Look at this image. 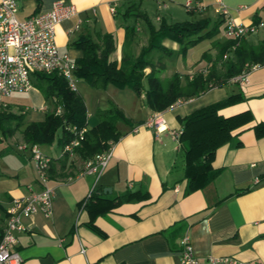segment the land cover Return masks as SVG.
Wrapping results in <instances>:
<instances>
[{
	"label": "crops",
	"instance_id": "1",
	"mask_svg": "<svg viewBox=\"0 0 264 264\" xmlns=\"http://www.w3.org/2000/svg\"><path fill=\"white\" fill-rule=\"evenodd\" d=\"M55 1L75 8V13L55 30L58 49L74 62L83 53L71 45L73 41L81 35L104 33L113 35L116 50L112 57L121 60L124 26L133 23L122 14L133 2L155 27L161 21L174 24L209 20V30L213 32L193 46L207 42L201 54L193 55V48H189L182 56L179 45L170 40L163 42L171 50L170 56L151 53L155 76L167 78L178 73L183 84L184 75L191 78L196 71L207 72L212 62L207 61L208 57L201 59L204 52L213 61L219 47L229 40L225 21L216 12L218 2L239 24L264 21V0H194L203 9L193 4L191 10L185 8L186 0H16L17 19L49 11ZM135 30L131 48L134 57L148 41L143 23L138 22ZM243 40L257 45L264 41V31ZM144 72L149 73L150 68ZM247 80L244 85L228 83L198 97L178 100L160 112L167 129L158 134L146 125L154 112L145 106L144 94L118 89L110 102L134 123L116 124L119 137L109 149L99 175L86 173L78 154H63L57 141L41 145L43 153L52 159L49 175L54 187L53 208L49 215L36 213L23 219L26 230L18 234L16 247L21 264H178L184 237L192 244L195 264H207L210 256L264 264V137L257 138L251 129L264 122V65L251 68ZM34 82L33 77V86L27 92L13 93L4 109L23 119L13 136L3 138L0 132V236L11 201L27 195L29 187L40 188L34 161L28 151L19 149L24 143L22 130L31 122L43 121L47 113L55 111V104L46 100ZM79 82L77 93L82 99L92 94L97 100V108L88 106V130L97 124L94 111L107 109L110 102L92 93L83 80ZM237 93L244 99L220 109L218 114L230 117L248 112L252 121L235 131L241 132L231 142L216 150L212 166L218 175L202 188L186 193L184 152L171 132L180 131V119L191 112ZM91 190L106 200L129 193L147 197L119 203L97 215L93 225L101 232L99 235L88 226L91 218L82 207Z\"/></svg>",
	"mask_w": 264,
	"mask_h": 264
},
{
	"label": "trees",
	"instance_id": "2",
	"mask_svg": "<svg viewBox=\"0 0 264 264\" xmlns=\"http://www.w3.org/2000/svg\"><path fill=\"white\" fill-rule=\"evenodd\" d=\"M122 16L125 19L131 18L133 23L124 26L125 40L121 60L118 62L112 57L116 50L112 34H96L94 37L90 34L81 35L71 43L83 53V56L75 62V76L92 89L104 90L107 86L113 85L120 89L128 88L137 95L144 94V104L153 112L164 111L178 100L198 97L211 88L233 83L231 79L249 67L264 65V41L252 45L243 39H229L219 47L215 60L211 61L206 52L202 54L201 59L208 57L207 61L212 62L207 72L196 71L191 78L184 75V84L181 81L182 76L178 73L167 78H159L154 74L151 53L156 51L164 56H170L171 50L163 45L164 40H170L179 45L180 53L184 56L189 48L213 32V29L209 30L210 21L202 19L174 24L161 21L159 26L155 27L149 18L139 11L138 5L134 2L126 7ZM138 22L146 26L148 41L134 57L131 48ZM229 53L231 54L228 55ZM219 63L220 69L217 67ZM146 68H150L147 74L144 72ZM34 80V86L46 100L54 102L55 108L59 106L62 111L60 114H56L55 111L47 113L43 121L27 124L22 130L24 143L51 145L57 132L60 131L58 142L63 147L73 138L70 128L81 129L86 126L87 114L84 101L77 92L71 91L66 81L56 73H35ZM243 99L240 93L231 94L180 119L181 129L177 141L184 152L186 193L202 188L218 175V171L212 166L216 150L231 142L241 132L235 133V131L252 121L248 112L230 117L218 114L220 109L241 102ZM95 115L97 124L86 131L80 147L75 150L83 161L105 153L110 145L118 140L117 123L125 125L134 123L111 102L107 109H99ZM22 119V115L16 116L8 111H0L2 137L13 136L21 127ZM251 129L257 138L264 137V122L253 125ZM239 145L240 143L237 142V146ZM146 197V194L137 196L136 193H129L106 200L92 192L84 205L91 218L88 226L95 233L102 235L93 225L97 215L119 203ZM105 202L109 204L105 205Z\"/></svg>",
	"mask_w": 264,
	"mask_h": 264
},
{
	"label": "built area",
	"instance_id": "3",
	"mask_svg": "<svg viewBox=\"0 0 264 264\" xmlns=\"http://www.w3.org/2000/svg\"><path fill=\"white\" fill-rule=\"evenodd\" d=\"M164 1V0H159ZM203 6L194 0H186L184 6L187 10ZM114 8L111 11L114 12ZM216 12L225 21V34L229 39L239 40L259 31H264V21L248 25L239 24L229 17L227 8L217 3ZM75 8L63 1H55L49 11L36 13L25 20L17 19L16 0H0V108L6 109L7 99L13 93L27 92L32 86V76L35 73H56L62 77L71 91L77 92L75 76L76 64L71 57L61 52L55 41L56 26L64 19L71 17ZM159 21V18H156ZM226 58V56H224ZM249 67L241 74L233 77L231 82L239 85L247 83ZM61 107L55 108V113H61ZM146 125L155 132L162 133L167 128L160 112L151 114ZM73 138L62 147V153L72 155L80 147L86 126L81 129L70 128ZM174 139H178L180 131L171 132ZM112 145H110L111 148ZM109 148V149H110ZM20 150L28 151L30 158L35 163L39 190L29 187L27 195L15 198L6 209L7 220L0 236V264H21L22 258L17 251V236L26 230L23 219L36 213L51 214L54 199V187L50 185L49 169L52 162L37 144L23 143ZM109 149L101 155L89 160L85 164L86 173L99 175L105 167ZM92 190L82 203L84 207L90 198ZM182 250L178 264H195L192 244L188 237L181 240ZM85 253V249H81ZM207 264H252L241 262L231 257H214L207 259Z\"/></svg>",
	"mask_w": 264,
	"mask_h": 264
},
{
	"label": "rangeland",
	"instance_id": "4",
	"mask_svg": "<svg viewBox=\"0 0 264 264\" xmlns=\"http://www.w3.org/2000/svg\"><path fill=\"white\" fill-rule=\"evenodd\" d=\"M206 43L207 42H204V43H202V44H200V45H198V46H196L195 48H193V47H191V48H193L191 51L193 52L192 54L193 55H197V54H201V52H202V50L204 49V47H205V45H206ZM195 46V45H194ZM133 50V49H132ZM189 53H191V52H189ZM220 63L218 64V69H220ZM34 77V75L32 76V78ZM80 82L78 83V81H77V84H76V86H77V90H79L80 91ZM91 88V87H90ZM92 89V88H91ZM118 89H120V88H117L116 86H113V85H110V87L109 88H106V89H104V90H91V91H93L92 93H99L100 95H102V97H103V101L104 102H110L113 98H114V94L118 91ZM82 96V95H81ZM101 97V98H102ZM83 99H84V102H85V104H86V114H87V119H88V113H89V107L88 106H90L91 108H97V100H96V97H94L92 94H90V95H85L84 97H83ZM140 106V105H139ZM0 111H7V110H4V109H1L0 108ZM96 110L94 111V118H95V120L97 121V117H96ZM122 125H125V124H123L122 123ZM87 126H88V124H87ZM126 126V125H125ZM91 128V127H90ZM17 132V131H16ZM15 132V133H16ZM60 131L59 132H57V135H56V137H55V141H57L56 142V146L58 147L60 144H59V142H58V139L60 138ZM81 159V158H80ZM91 159H93V158H90V159H87V160H84V166H83V169L85 168V164L89 161V160H91ZM82 160V159H81ZM83 161V160H82ZM50 170V169H49ZM66 173V172H65ZM50 176V175H49Z\"/></svg>",
	"mask_w": 264,
	"mask_h": 264
}]
</instances>
